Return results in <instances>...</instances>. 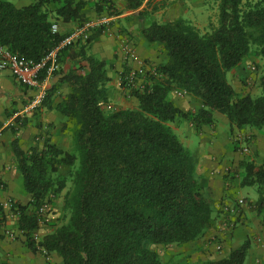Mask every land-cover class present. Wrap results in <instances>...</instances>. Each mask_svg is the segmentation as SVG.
Listing matches in <instances>:
<instances>
[{
    "label": "trees",
    "instance_id": "trees-1",
    "mask_svg": "<svg viewBox=\"0 0 264 264\" xmlns=\"http://www.w3.org/2000/svg\"><path fill=\"white\" fill-rule=\"evenodd\" d=\"M86 4L39 0L18 7L0 0V43L39 60L67 35L52 31L54 21L82 24ZM218 9L217 23L205 32L182 18L142 28L150 42L162 45L167 61L132 85L137 107L107 111V62L88 56L84 46L76 52L85 61L79 67L84 71L71 70L62 78L69 92L58 105L69 118L74 149L65 151L47 139L26 151L14 141L24 186L32 195L28 204L16 203L14 212L32 249L55 251L64 264H164L150 245L196 241L214 224L215 209L199 182L196 158L170 123L185 119L196 128L211 126L219 111L239 129L264 127V62L259 96L238 92L228 79L253 46L264 59V0H219ZM103 31L95 30L87 43ZM55 88L49 87L44 103ZM176 89L200 99L201 106L184 111L171 98ZM24 120L17 116L15 128ZM62 166L69 167L68 174ZM241 166V184L258 186L256 206L264 218V163ZM58 198L62 223L38 243L33 236L41 224L38 208ZM250 245L245 240L221 259L179 264H246ZM0 264L8 263L0 256Z\"/></svg>",
    "mask_w": 264,
    "mask_h": 264
},
{
    "label": "crops",
    "instance_id": "crops-1",
    "mask_svg": "<svg viewBox=\"0 0 264 264\" xmlns=\"http://www.w3.org/2000/svg\"><path fill=\"white\" fill-rule=\"evenodd\" d=\"M11 1L16 6L23 7L39 0ZM84 1L87 3L84 9L86 20L82 24L56 20L54 23L58 24V32L68 35L89 21H97L106 17L111 20L114 35L104 30L90 43L79 40L70 49L61 51L60 69L50 81V87H56V90L53 97L41 108L29 109L34 89L19 82L9 69L0 68V207L8 199H12L15 204L24 205L32 199V195L24 186V177L18 167L14 151L15 140H18L21 148L26 151L36 143L43 146L47 139L65 151L74 149L69 118L58 109V105L63 96L69 92V87L62 78L71 70L78 73L84 71L79 68L81 63H85L82 54H76L80 52L82 46L85 47L88 56H94L107 62L112 107H129V102H133L137 107L139 101L130 94L132 87H127L124 77L125 79L129 77L142 64L127 57V48L133 47L138 58L144 62L145 72L142 75L138 74V83L143 81L149 71H153L158 65L167 61V54L162 45L158 42H150L143 34L142 28L149 27L153 22L165 23L179 18L188 20L201 28L198 23L201 21L205 23L211 12L209 0H132L131 2L129 0H106V4L100 0ZM99 6L103 9L100 10ZM52 7L55 9L59 6L52 4ZM120 36H125L126 40L120 39ZM244 70L238 66L230 71L229 77L237 74L243 82H247L249 73ZM171 98L184 111L197 110L201 106L200 99L184 94L182 91L174 90ZM19 115H23L25 120L23 125L16 129L17 126L14 123ZM214 115L218 120L214 125L196 128L192 123L187 122L188 127H183L185 134L182 135V130L177 131L186 146L191 151L194 150L192 153L197 162L199 182L215 209L214 225L200 239L188 243L200 247V251H196L194 257L201 255L212 260L228 256L233 249L241 246L248 239L247 235L252 231L247 225L240 227L245 219L243 211L246 210V205L237 214L224 212L227 208L236 205L237 200L242 197L240 196L242 190L238 185V180L233 182L226 176L234 161L233 157H238V153L229 145L231 127L229 119L219 111H216ZM236 165L235 162L234 167ZM62 205L61 198L55 200L47 221L42 222L33 232L38 243L62 223ZM2 211L1 215L5 219L6 229L16 234V237L11 238L3 228H0V256L4 262L8 264H64L62 256L55 251L46 254L43 247L39 245L38 250L32 249L28 245L27 236L20 228L18 213L7 208H3ZM224 220L228 222L232 220L235 223H231L232 227L228 228ZM214 239L222 242L221 251L214 250ZM256 239L250 242L248 264H256L258 261L264 264V232L261 233V237L256 235Z\"/></svg>",
    "mask_w": 264,
    "mask_h": 264
},
{
    "label": "rangeland",
    "instance_id": "rangeland-1",
    "mask_svg": "<svg viewBox=\"0 0 264 264\" xmlns=\"http://www.w3.org/2000/svg\"><path fill=\"white\" fill-rule=\"evenodd\" d=\"M218 0H209L210 4V15L207 21L205 23L201 21L198 23V25L201 27L199 28L201 31L205 32L209 29L211 23H217L218 20ZM210 23V24H209ZM208 26H207V25ZM112 28V24H111ZM99 29V28H97ZM96 29V30H97ZM104 30V28H102ZM107 33V30H106ZM263 62L264 59L260 57L257 54V47L253 46L252 51L249 55V57L244 60L242 63H240L238 66L239 68H242L245 72L249 73V77L247 82H243L237 74H233L229 77L230 72L228 73V79L230 83L236 88V90L243 92L245 94H251L253 96H259L262 92L261 89V75H262V69H263ZM237 66V67H238ZM252 66H255V69H251ZM130 76V75H129ZM138 80V79H136ZM124 81L127 84V77ZM136 83V81H135ZM132 87V86H131ZM177 91H182L179 89H176ZM188 95V94H187ZM111 101V100H110ZM106 105L107 111H113L119 108H126L123 106H119L117 108L112 107L111 103ZM129 107H135L133 102L128 103ZM111 106V107H110ZM223 114V113H221ZM224 115V114H223ZM226 116V115H225ZM227 118V116H226ZM188 121L185 119H179L175 122H171L170 125L175 130V132L178 134L179 130H182V135L185 134L186 131H183V127H188L187 124ZM216 122L218 120L216 119ZM215 122V123H216ZM230 122V121H229ZM230 148H232L235 152L238 153V157L234 158L233 160L237 163V165L234 167V161L231 164V168L228 170L227 175L231 181H237L240 189L242 190V193L240 196L241 198L245 199L246 203V210L243 211L245 213V219L241 222V226H249L252 231H250L247 235L250 242L257 240L256 235L261 237V233L264 232V218L263 214L259 213L257 211L256 201L260 197V191L258 190L257 185L253 186H243L241 184L242 179L245 175V169L241 166L242 162L251 161L254 162L257 165H262L264 163V127L261 129H256L250 126H246L243 129H239L235 126H232L230 123ZM178 131V132H177ZM179 135V134H178ZM185 138V137H184ZM187 140V136H186ZM194 153V150H192ZM61 170L64 174L69 173V167L68 166H62ZM70 180L68 181V186H70ZM264 197V188L262 195ZM63 197V196H62ZM59 199V198H58ZM62 200V199H61ZM63 202V200H62ZM224 211V210H223ZM226 212V211H224ZM238 221V220H237ZM228 223L227 220H224V224ZM231 223H235V221L229 220L228 228H231ZM214 225V224H213ZM212 225V226H213ZM231 225V226H230ZM226 226V225H225ZM260 229V231H259ZM258 232V233H257ZM261 239H259L260 241ZM211 245V244H209ZM151 249L157 251L161 257V260L164 262V264H179V263H185V262H198L207 260L206 258L202 257L201 255H198V257H194L196 251H200L199 246H195L193 243H182V244H171L168 246L163 245H150ZM208 247V246H207ZM215 248V247H214ZM209 249V248H208ZM216 252V248L214 249ZM211 251V250H208ZM248 264V261L246 262ZM256 264H263L261 261H258Z\"/></svg>",
    "mask_w": 264,
    "mask_h": 264
},
{
    "label": "built area",
    "instance_id": "built-area-1",
    "mask_svg": "<svg viewBox=\"0 0 264 264\" xmlns=\"http://www.w3.org/2000/svg\"><path fill=\"white\" fill-rule=\"evenodd\" d=\"M109 1V0H108ZM111 20L108 18H102L97 21H89L84 24L80 29H77L71 34L65 36V38L52 50L46 53L41 59L34 60L25 58L20 56L17 53L12 52L7 46L0 43V68L1 69H9L13 76L21 83L26 86L34 89V95L31 100L30 108L31 110H37L41 108L44 104V101L47 98L48 90L50 87V81L52 77L59 71L60 69V53L61 51L68 46L73 45L75 42L79 40L87 41L91 34L97 28H104V30L110 33V35H114V32L111 28ZM58 24L55 22L52 24V31L54 33L58 32ZM119 36V35H118ZM120 39L126 40L125 36H120ZM127 57L131 60H136L142 64L138 70L133 71L129 77H127V87H131L135 84L136 79H138V74H144L145 69L143 65V61L138 58L137 52L133 47H128L126 51ZM251 69H255V66H252ZM153 72V71H152ZM182 93L186 94L185 91ZM22 116L23 115H19ZM15 202L12 199H8L3 203V208H7L14 212ZM246 205L244 198H239L237 203L233 207L227 208V213H240L241 208ZM52 204L45 203L38 208V214L41 217V223L46 222L49 213L51 211ZM226 226L229 225V222L225 223ZM233 225V224H231ZM230 225V226H231ZM0 228H3L6 234L14 238L16 237L15 232L6 229L5 219L0 215ZM214 247L221 251L223 249V244L220 240L214 239ZM44 249V252L48 254V251Z\"/></svg>",
    "mask_w": 264,
    "mask_h": 264
}]
</instances>
